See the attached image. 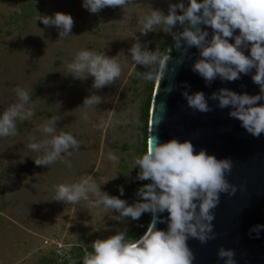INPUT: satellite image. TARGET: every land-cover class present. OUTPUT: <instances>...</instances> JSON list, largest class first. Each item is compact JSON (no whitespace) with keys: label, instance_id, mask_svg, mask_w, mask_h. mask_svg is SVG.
Instances as JSON below:
<instances>
[{"label":"rangeland","instance_id":"1","mask_svg":"<svg viewBox=\"0 0 264 264\" xmlns=\"http://www.w3.org/2000/svg\"><path fill=\"white\" fill-rule=\"evenodd\" d=\"M149 3L166 13L169 0H130L123 8L106 7L96 14L84 9L82 0H0V112L19 102L16 88L29 92L26 107L33 111L30 119L16 122L15 136L0 138V264H63L56 258L57 247L71 254L85 251L96 239L128 232L142 218L116 220L111 210L89 208L84 200L73 205L54 199L57 185L89 175L110 195L119 196L123 186L119 198L129 203L136 189L148 183L133 182L139 171L133 167L134 158L144 153L142 111L149 81L137 77L145 69L135 65L128 49L140 35ZM57 12L74 21L70 36L59 41L55 27L35 22L38 14ZM140 39L161 52L171 36L156 26ZM82 49L105 52L121 66L120 77L95 92L102 103L92 108L82 106L93 91L91 78L73 80L66 70ZM54 116L58 131L72 134L80 144L65 157L70 168L59 160L36 166L41 153L28 147L29 137L44 139L37 129Z\"/></svg>","mask_w":264,"mask_h":264},{"label":"clouds","instance_id":"2","mask_svg":"<svg viewBox=\"0 0 264 264\" xmlns=\"http://www.w3.org/2000/svg\"><path fill=\"white\" fill-rule=\"evenodd\" d=\"M129 2L82 0V7L96 14L106 7L123 8ZM36 21L45 27H55L58 41L70 36L74 24L70 14L59 12L38 14ZM140 23V35L134 36L135 42L128 49L135 65L145 69L136 73L138 78L159 80L172 49L181 54V63L188 49L197 50L191 70L206 86L216 79L233 82L254 70L251 79L259 86L257 95L220 88L206 98L203 92L190 94V86L186 83L182 85L185 90L181 95L187 107L194 111H212L209 101H213L219 109H230L229 117L238 120L252 137L264 134V0H177L176 3L169 0L166 13L149 3L148 14ZM156 26H163V32L171 36L173 43L168 52L149 49L147 42H141L140 37L147 36ZM188 59L192 60V56ZM66 70L73 80L91 78L93 91L82 101V106L87 108L100 105L102 97L95 92L112 85L121 75V66L115 57L87 49L76 52ZM15 92L19 102L0 112V138L15 136L16 122L33 115L31 108L26 107L31 101L29 92L22 88H16ZM83 118L88 117L84 115ZM57 121L59 118L54 116L38 127L44 139L37 142L34 136L29 137L32 142L28 147L41 153L34 160L36 166L45 167L59 160L71 167L65 157L78 150L80 144L72 134L58 131ZM109 159L116 161L117 157L109 154ZM134 168L139 171L133 182L148 183L136 189L132 203L119 198L124 196L123 186L118 187L119 196L110 195L101 191L90 175L55 187L54 201L57 202L74 205L84 200L89 208L111 210L116 220L135 221L146 213L151 217L139 239H127V231H121L94 240L92 251L84 255L82 264H193L195 257L188 241L195 239L206 244L215 238L213 210L221 194L234 195L237 190L226 179L232 169V160L217 159L204 149L197 151L189 140L173 138L162 143L157 137L147 142L141 156L134 158ZM126 175H130V171ZM157 224H165L166 228L158 229ZM262 230L264 225L250 229L257 238ZM217 257L223 264H237L232 249L219 248Z\"/></svg>","mask_w":264,"mask_h":264},{"label":"water","instance_id":"3","mask_svg":"<svg viewBox=\"0 0 264 264\" xmlns=\"http://www.w3.org/2000/svg\"><path fill=\"white\" fill-rule=\"evenodd\" d=\"M189 55L192 60L188 59ZM196 55L195 48L188 49L181 63V54L174 49L170 51L161 78L155 80L147 142L157 137L162 143L173 138L189 140L197 151L204 149L217 159L232 160V169L226 179L237 190L234 195L221 194L219 204L213 210L215 238L206 244L195 239L188 241L195 257L193 264H223L217 257V250L221 247L234 250L237 264H264V230L259 232L258 238L250 231L255 225H264V134L252 137L238 120L229 117L230 109H219L213 101H209L212 111H194L187 107L181 95L185 83L190 86V94L199 91L206 98L220 88L257 95L259 86L251 79L254 70L241 75L239 80L221 82L216 79L206 86L205 81L191 70ZM163 216L166 217L167 213ZM156 227L165 229L166 225L157 224Z\"/></svg>","mask_w":264,"mask_h":264},{"label":"trees","instance_id":"4","mask_svg":"<svg viewBox=\"0 0 264 264\" xmlns=\"http://www.w3.org/2000/svg\"><path fill=\"white\" fill-rule=\"evenodd\" d=\"M173 43L172 40L168 41V44L165 45L162 50L161 53H165L167 47ZM148 96L146 98V101L144 103V109L142 111V119L144 122V129L146 134L148 133V121H149V110H150V104H151V99H152V95H153V90H154V85H155V80L153 81H149L148 82ZM147 121V123H146ZM144 149L143 152H145L146 147H147V136L144 142ZM151 217L149 214H143L142 218L140 219V221H138V223H136L134 225V227H132L128 232H127V239H139L144 232L146 231L147 227L149 226ZM92 251V246L87 248L85 251H82L80 249L76 250L75 253L71 254V258L69 260H66L64 262H62L63 264H82V258L84 257V255L87 252H91ZM72 259V261H71ZM68 261V262H67ZM78 262V263H76ZM58 263V262H57ZM53 264H56V261L53 262Z\"/></svg>","mask_w":264,"mask_h":264},{"label":"built area","instance_id":"5","mask_svg":"<svg viewBox=\"0 0 264 264\" xmlns=\"http://www.w3.org/2000/svg\"><path fill=\"white\" fill-rule=\"evenodd\" d=\"M55 255L60 262H64L71 258V253H69V251L66 250L62 251L60 247H57Z\"/></svg>","mask_w":264,"mask_h":264}]
</instances>
